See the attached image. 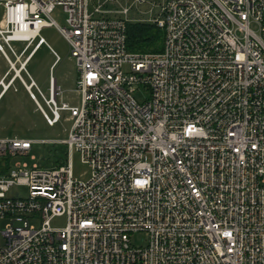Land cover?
<instances>
[{
    "label": "built area",
    "instance_id": "1",
    "mask_svg": "<svg viewBox=\"0 0 264 264\" xmlns=\"http://www.w3.org/2000/svg\"><path fill=\"white\" fill-rule=\"evenodd\" d=\"M0 4V97L18 77L49 124L71 121L52 165L19 159L33 139L0 136V264H264V0ZM131 20L159 26L162 49L128 50ZM44 26L67 40L79 95L62 99L50 75L48 111L26 68ZM20 185L26 197L9 193ZM141 231L145 244H131Z\"/></svg>",
    "mask_w": 264,
    "mask_h": 264
},
{
    "label": "rangeland",
    "instance_id": "2",
    "mask_svg": "<svg viewBox=\"0 0 264 264\" xmlns=\"http://www.w3.org/2000/svg\"><path fill=\"white\" fill-rule=\"evenodd\" d=\"M2 14V5L0 4V16ZM135 13L129 12L128 16H134ZM51 16L60 25L66 24V12L57 6L51 12ZM45 43H42L26 64L27 71L34 78L41 90L33 88L39 102L45 110L48 105L43 98L48 89L49 76L53 75L56 82L63 89L61 98L76 104L79 95L75 91V81L77 69L74 58L70 55V48L67 40L56 28V26H44L40 30ZM16 46L22 45L21 42H14ZM59 55H56L52 49ZM56 59V60H55ZM7 68V62L0 53V75ZM8 75V77H10ZM23 78H27L25 72H22ZM147 89L140 88L134 95L138 99H143L147 95ZM70 119L61 118L59 121L49 124L42 111L38 107L35 99L30 95L21 80L16 77L13 84L7 89L0 99V136L17 135L33 139L29 154L19 156V159L27 161L29 164L38 161L40 164L50 165L49 159L59 157L66 151V144L56 141L66 137L70 126ZM31 155L34 157L32 158ZM72 173L80 180H86L90 175V169L86 163L80 159L76 150L71 154ZM10 194L18 193L21 197H26L28 189L25 186H13ZM6 219H0V229H4ZM37 224V223H35ZM66 224L65 216H55L51 219L50 225L53 228H61ZM146 241L144 232H135L130 235V242L133 245L141 246Z\"/></svg>",
    "mask_w": 264,
    "mask_h": 264
},
{
    "label": "trees",
    "instance_id": "3",
    "mask_svg": "<svg viewBox=\"0 0 264 264\" xmlns=\"http://www.w3.org/2000/svg\"><path fill=\"white\" fill-rule=\"evenodd\" d=\"M126 48L130 51H158L162 49L164 31L155 23L142 20L126 22ZM64 154L49 159L50 165L61 162Z\"/></svg>",
    "mask_w": 264,
    "mask_h": 264
},
{
    "label": "crops",
    "instance_id": "4",
    "mask_svg": "<svg viewBox=\"0 0 264 264\" xmlns=\"http://www.w3.org/2000/svg\"><path fill=\"white\" fill-rule=\"evenodd\" d=\"M43 43H44V42H43ZM41 44H42V43H41ZM41 44H40V45H41ZM40 45H39V46H40ZM5 70H6V69H5ZM4 72H5V71H4ZM2 74H3V73H2ZM2 74H1V75H2ZM1 75H0V76H1ZM55 80H56V78H55ZM57 84H58V83H57ZM59 86H60V84H59ZM60 87H61V86H60ZM6 91H7V90H6ZM6 91H5V92H6ZM5 92L1 95V97L5 94ZM62 93H63V89H62ZM1 97H0V99H1Z\"/></svg>",
    "mask_w": 264,
    "mask_h": 264
}]
</instances>
